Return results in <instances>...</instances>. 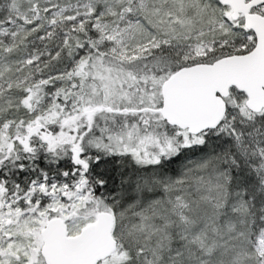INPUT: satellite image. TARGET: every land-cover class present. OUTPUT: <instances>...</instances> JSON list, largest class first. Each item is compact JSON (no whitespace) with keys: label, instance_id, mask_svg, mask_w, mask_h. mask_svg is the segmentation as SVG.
<instances>
[{"label":"snow or ice","instance_id":"6c2138e0","mask_svg":"<svg viewBox=\"0 0 264 264\" xmlns=\"http://www.w3.org/2000/svg\"><path fill=\"white\" fill-rule=\"evenodd\" d=\"M0 264H264V0H0Z\"/></svg>","mask_w":264,"mask_h":264}]
</instances>
